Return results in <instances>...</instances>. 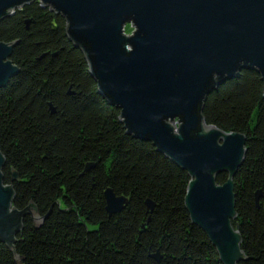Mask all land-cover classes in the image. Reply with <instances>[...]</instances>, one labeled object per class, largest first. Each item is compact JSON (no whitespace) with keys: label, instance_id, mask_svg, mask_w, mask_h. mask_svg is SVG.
Returning <instances> with one entry per match:
<instances>
[{"label":"trees","instance_id":"obj_1","mask_svg":"<svg viewBox=\"0 0 264 264\" xmlns=\"http://www.w3.org/2000/svg\"><path fill=\"white\" fill-rule=\"evenodd\" d=\"M65 27L64 18L37 1L0 23V41L16 44L10 60L19 68L0 90L4 183L13 186L16 209L32 203L44 218L38 226L24 218L13 251L0 241V264H221L185 209L187 173L126 134L120 111L99 95ZM202 115L207 125L246 138L233 180L232 225L246 257L240 264H264L260 76L241 71L207 96ZM226 179L219 175L216 182ZM107 189L128 199L118 214L105 210Z\"/></svg>","mask_w":264,"mask_h":264},{"label":"water","instance_id":"obj_2","mask_svg":"<svg viewBox=\"0 0 264 264\" xmlns=\"http://www.w3.org/2000/svg\"><path fill=\"white\" fill-rule=\"evenodd\" d=\"M34 1L65 19L66 38L81 51L99 95L120 111L126 134L187 173L185 209L220 263L245 261L232 222L233 180L246 138L207 125L202 111L212 91L244 70L260 76L264 96V0H0V23ZM128 24L130 35L124 33ZM15 45L0 41V90L19 72L10 60ZM4 166L0 152V241L13 251L24 218L37 226L44 218L32 203L13 206ZM219 175L227 176L225 183L217 184ZM103 197L108 215L128 203L111 189ZM261 198L257 192V205ZM145 205L154 208L149 200Z\"/></svg>","mask_w":264,"mask_h":264},{"label":"rangeland","instance_id":"obj_3","mask_svg":"<svg viewBox=\"0 0 264 264\" xmlns=\"http://www.w3.org/2000/svg\"><path fill=\"white\" fill-rule=\"evenodd\" d=\"M132 31H133V28L131 27V25L128 24V25L125 26L124 33L126 35H130Z\"/></svg>","mask_w":264,"mask_h":264}]
</instances>
